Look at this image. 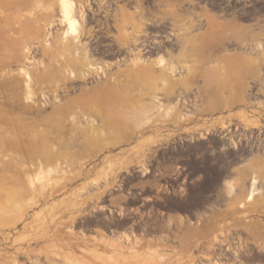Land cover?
Segmentation results:
<instances>
[{
  "label": "rangeland",
  "instance_id": "obj_1",
  "mask_svg": "<svg viewBox=\"0 0 264 264\" xmlns=\"http://www.w3.org/2000/svg\"><path fill=\"white\" fill-rule=\"evenodd\" d=\"M100 1L102 2V0ZM108 5L123 7L128 12L135 14L134 23H142L138 27L141 30L139 42L143 41L148 44L147 51L142 54L149 56L151 60H155L160 53L165 58L169 57L166 52H157L151 48L154 41L162 42L168 48L173 47V55H176L180 48L179 45L177 46L179 39L195 33L198 29L202 32L208 30L209 23L212 21L264 26V0H103L101 6ZM94 8L96 9V5ZM90 17V23L94 29L91 40L94 57L98 61L108 64L118 61L124 63L131 59L132 55H128L115 40L118 33L109 26L110 22L107 21L104 13L97 12ZM191 25L196 27L188 29ZM126 30L130 32L132 27L128 25ZM168 39L171 41H167ZM32 56L35 61H38L40 57L36 50ZM174 61L180 73L178 78H174L173 81H180L186 76L190 79L183 84L184 86L176 85L175 93L182 92L186 88L188 103L194 104L200 111L203 110L206 103L200 97V94L204 92L202 81L200 77L193 79L192 76L191 78L194 70L196 72L200 68L195 67L191 60L182 56L174 58ZM186 64L190 66V70L186 69ZM95 83L96 81L88 83L73 80L60 89L46 88L42 95L36 91L33 100L36 103H29L38 111L28 112L23 110L22 105L5 104L0 99V116L3 119L0 127L4 129V131H0V264H123L121 261L120 263L109 262L105 260V257L103 260H98L96 255L94 262L75 257L72 253V244L75 240L86 243L90 240L98 242L111 251V254L107 256L116 255L117 257H114L116 260L119 258L116 254L120 249L118 245L124 242V239L105 240L83 235L76 232L75 228L86 214L97 209L99 197L113 188L118 183L117 179L134 168L135 163L129 165L127 170L123 168L120 173H117V182H111L113 178L108 175V186L103 183V181L105 182L103 175L97 184L91 185L90 182L100 177V174L108 169L110 163L135 160L138 153L130 150L140 146L143 139L147 137L162 139L161 146L168 144V147L174 146L172 142L183 141L189 151L201 153L203 164L224 162L226 156L232 155L231 175L235 176L229 180H238L234 194L242 198L246 197L247 185L252 172L251 170L238 172L237 169H240L241 163L243 164L247 158H251L252 154L261 153L262 142L256 137L258 132L255 128L244 129V121L258 122L262 126L264 134L263 94L252 89V92L246 91V94H250L248 95L249 99L245 98V104L226 108L222 105V108L217 110L202 111L193 119L185 122H179L177 119L164 122V118H160L156 123H150L144 128L137 127V120L133 119L131 110H128L129 114L123 115V121L128 124V127L120 134L121 139H127V141L115 147H107L112 141L107 128L100 130L95 128L91 135L96 141L98 140L97 144L95 146L88 145L85 137L81 134V130L87 127L86 124L58 109L67 106L73 107L75 100L80 98L81 92L91 90ZM156 87V93L159 95L166 89L161 83H158ZM262 87H264V80ZM140 91L146 94L135 97L136 104L150 102V97L153 95L151 90ZM223 96H228V93L223 92ZM161 101L168 107L176 102V99ZM189 109L192 110V108ZM9 110H12L13 113L8 112ZM228 116H231V123L238 126V133L242 134L235 137L238 143L236 148L230 146L226 140L219 138L217 131L219 125L215 127V130L211 127L218 119L228 121ZM98 122L100 125L101 122ZM200 134L205 137L200 138ZM161 146H153V151L145 150V162L149 156L158 153L160 150L157 147ZM220 148L222 149L220 150ZM35 149L36 151L46 149L51 154H58L69 166L66 174L51 175V182H59L57 186L55 185L56 192L52 197L43 198L39 194L33 193L26 184L29 175H35L43 169H47L46 166L50 162L46 155L36 153L24 166L17 164L20 159L29 157L31 150ZM40 163H43L44 168H41ZM208 169L214 170L215 166H209ZM255 169L262 178L259 183L262 194L256 199L258 206L264 210V173L258 168ZM240 179H244L243 183L239 182ZM226 181L220 195L227 200L214 203L211 208L205 210H235L239 212L237 217L245 223L264 226V213L251 212L249 211L251 207H246L243 210L233 208L231 202L233 197L228 194L229 189L226 186ZM86 185V189L80 193L83 186ZM62 199L65 201L59 207L60 209L56 208L55 211L50 209L53 203H60ZM80 201L84 202L83 206L80 209L74 208L73 205ZM18 205H23L26 212L22 213ZM42 209H46L43 213L44 217L41 216L39 220H35V213ZM43 220H45V225H42ZM256 231L258 233L248 236L250 243L248 240L246 243L249 246L255 245L264 249V228L256 229ZM57 236L65 238V240L57 243ZM214 237L217 242H219L218 240L226 242L231 235L220 231ZM126 241L130 240L126 239ZM211 241L214 242V239ZM79 251L83 255L94 256L93 251L86 248L80 247ZM126 263L131 264L132 262Z\"/></svg>",
  "mask_w": 264,
  "mask_h": 264
},
{
  "label": "bare ground",
  "instance_id": "obj_2",
  "mask_svg": "<svg viewBox=\"0 0 264 264\" xmlns=\"http://www.w3.org/2000/svg\"><path fill=\"white\" fill-rule=\"evenodd\" d=\"M102 2L100 0H0V99L5 104L22 105L23 110L28 112L38 111L29 103L35 99L36 91L42 95L46 88L60 89L73 80L88 83L96 81L91 90L81 92L80 98L75 100L73 107L58 109L86 124L87 127L81 130V134L88 145L97 144L98 140L96 141L91 135L95 128L97 130L107 128L112 139L107 147H115L127 141L121 139L120 134L128 127L123 121V115L129 114L128 110H131L133 119L137 120V127L144 128L150 123H156L160 118H164V122L171 119L185 122L202 111L217 110L222 108V105L226 108L245 104V98L249 99L250 94H246V91L252 92V89L264 95V87H262L264 26L212 21L208 30L202 32L198 29L197 33L176 40L177 46H180L176 55H173V47L168 48L162 42L154 41L151 48L157 52L164 51L169 57L165 58L160 53L155 60H151L149 56L142 54L147 51L148 44L139 42L141 30L138 27L142 23L138 22V25L134 23L135 14L123 7L101 6ZM97 12L104 13L105 18L110 22L109 26L118 33L115 40L128 55H132L131 59L126 61L122 59L124 63L118 61L108 64L94 57L91 48L94 29L90 23V16ZM128 25L132 27L130 32L126 30ZM193 27L191 25L188 29ZM34 50L40 56L38 61L33 59ZM179 56L191 60L195 67L200 68L199 71L194 70L191 78L200 77L204 87L200 97L205 100L206 105L201 111L194 104L188 103L186 88L182 92L175 93L176 85H183L190 80L186 76L180 81H173L180 73L174 61V58ZM186 69L191 68L186 64ZM158 83L166 87L160 95L156 93ZM140 90H151L153 95L150 97V102L136 104L135 97L146 94ZM225 91L228 93L226 97L223 96ZM173 98L176 102L172 105L167 104L166 107L162 104L161 100ZM8 112L13 113L12 110ZM227 119L226 122L218 119L211 127L215 130L219 125L217 131L220 138L236 148L238 143L235 137L242 134L238 133V126L231 123V116ZM2 120L0 116V123ZM98 121L101 122L100 125ZM244 123V129L257 130L256 137L262 142V151L252 154V157L247 158L246 162L241 163V168L237 169L238 172L246 170L252 172L245 198L234 194L238 180L226 181V186L229 189L228 194L233 197L231 199L233 208L243 210L251 207L249 210L251 212L264 213L256 199L262 194L259 187L262 178L255 169L258 168L264 173V134L258 122L250 123L245 120ZM0 131L4 129L0 127ZM199 137L205 136L200 134ZM161 141L163 140L155 137L144 138L140 146L130 150L138 153L135 160L108 163V169L90 184H97L103 175L106 182L103 183L108 186V175L113 178L111 182L116 181V175L121 169L127 170L132 163H144L145 150L153 151L152 147L161 146ZM36 153L46 155L50 163L47 164L46 170L29 175L26 184L33 193L43 198L52 197L59 182H51V175H64L69 166L58 154H51L46 149L31 150L29 157L20 159L17 164L24 166ZM40 166L44 168L43 163H40ZM240 181L243 183L244 179ZM86 187L87 185L81 187L80 193ZM64 201L62 199L60 203H53L50 209L55 211ZM83 204L84 202L80 201L73 207L80 209ZM18 208L22 213L26 212L23 205H18ZM45 210L36 212L34 219L39 220ZM42 225H45V220L42 221ZM95 255L98 260H103L105 257V260L113 263L128 262L123 257L116 260L113 255Z\"/></svg>",
  "mask_w": 264,
  "mask_h": 264
},
{
  "label": "flooded vegetation",
  "instance_id": "obj_3",
  "mask_svg": "<svg viewBox=\"0 0 264 264\" xmlns=\"http://www.w3.org/2000/svg\"><path fill=\"white\" fill-rule=\"evenodd\" d=\"M172 144L158 147L147 162L135 163L117 179L99 197L97 209L79 221L76 232L124 239L116 254L131 264H264V249L246 243L256 229L235 227L239 218L232 212L205 210L227 200L220 192L233 176V156L203 164L201 153L189 151L183 141ZM217 216L228 218L214 223ZM207 230L211 232L201 237ZM188 231L194 233L192 239ZM220 231L231 237L217 242L214 236ZM107 251L106 256L111 254Z\"/></svg>",
  "mask_w": 264,
  "mask_h": 264
},
{
  "label": "crops",
  "instance_id": "obj_4",
  "mask_svg": "<svg viewBox=\"0 0 264 264\" xmlns=\"http://www.w3.org/2000/svg\"><path fill=\"white\" fill-rule=\"evenodd\" d=\"M222 211H226V212H232L233 215L232 217L235 218L237 217V215L239 214V212L235 211V210H222ZM225 218H228L227 216H217V220L214 221V223H218V222H222L225 220ZM239 218V217H238ZM235 227H245V228H253V229H262L264 228V226L261 225H249L246 224L242 219L239 218V221L236 223ZM207 228H213V226L207 227ZM211 231L207 230L205 232L201 231V237L209 234ZM258 233V231H256ZM193 232L192 231H188L186 233L187 237H190L192 239L193 236ZM68 239V238H67ZM65 238H59L57 236L56 241L57 243H60L61 241H64ZM70 240V239H69ZM73 249H72V253L75 257H81L82 259H86L88 261H95V254L97 255H101V256H106V254L108 253L107 249L102 246L100 243L98 242H92V240H90L88 243L83 242L81 240H75L74 243L72 244ZM80 247L86 248L87 250H91L94 253V256H87V255H83L80 253L79 249ZM94 248V249H93Z\"/></svg>",
  "mask_w": 264,
  "mask_h": 264
}]
</instances>
